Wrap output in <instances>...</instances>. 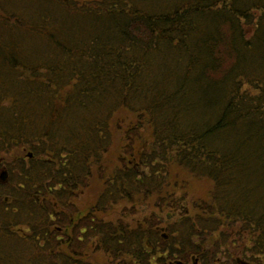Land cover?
Masks as SVG:
<instances>
[{
    "label": "trees",
    "instance_id": "1",
    "mask_svg": "<svg viewBox=\"0 0 264 264\" xmlns=\"http://www.w3.org/2000/svg\"><path fill=\"white\" fill-rule=\"evenodd\" d=\"M15 148L31 157L3 166L0 264H91L92 240L112 264H264V0H0V153ZM169 167L209 180L212 205L127 221L151 199L175 214ZM229 223L249 238L227 255L210 238Z\"/></svg>",
    "mask_w": 264,
    "mask_h": 264
},
{
    "label": "rangeland",
    "instance_id": "2",
    "mask_svg": "<svg viewBox=\"0 0 264 264\" xmlns=\"http://www.w3.org/2000/svg\"><path fill=\"white\" fill-rule=\"evenodd\" d=\"M120 141H122V137L119 134H115L113 140V148H111V151L113 150L115 153H110L108 156H105L106 158L104 157L105 160L107 161L106 165L108 168L114 166L111 164L115 163V159L117 156L116 152L120 146L119 143ZM21 160H24V163H26V161L28 160L25 150L23 152H20V150L15 148L13 150H10V152L2 151L0 153V174H3V170H4L3 166H5L4 164L9 162L8 167L10 168L12 166L20 167L19 162ZM169 168H170L168 171L169 177L167 179L168 188L166 187V190L168 189L169 191L170 189L169 192L174 191L173 195L175 197V201L177 204L179 203L176 207L175 214L172 212L173 213L172 215L171 211L169 212V210L165 208H158L156 205L159 201L156 202L155 199H151L146 204L144 203V205L141 204L137 206L136 207L137 213L135 214L133 213L130 218L126 219L127 221L129 222L131 221L135 223L138 220H140L139 222H142L145 218L153 215L157 219L161 220L162 218H164L166 220H171L173 222V221H178L180 219L179 213H183L187 211L189 212V214H193L195 210L192 209V207L194 206L199 207L205 205V207L208 209L212 205L210 199L212 183L209 180H207L206 178L191 176L184 170L180 169L179 167H169ZM94 175L90 179L88 187L81 194H79L75 200V205L79 211L88 212V211H92V209L94 210V204L101 192V183ZM1 180L2 181L5 180V176L3 177L0 175V181ZM181 198H183L184 200L181 201ZM200 203H202L203 205H201ZM125 207L129 208V205L125 204L114 207L113 210L109 211L108 218L115 223L117 218L121 217L122 210ZM195 212H198V210ZM22 228H24V226L18 228L19 234H21L22 231L25 230ZM242 228L243 227L238 223L225 224L223 227L220 228L219 231L213 234V236L210 238L211 241L210 240L209 241L210 242L213 241L215 242V244H218L221 251L220 253L222 254H224L225 252H227V255H229L228 253L230 254L236 253V250L234 248L237 246H231L232 243H234L235 241L238 242V245L248 243L247 241L249 237ZM161 233L165 234L163 230L161 231ZM222 235L224 238L228 239V243H230V245L221 244L222 239L220 237ZM163 239L167 240V238H163ZM83 247H84L83 252H84L85 261L91 264H110L106 259V257L104 256V253L97 251L96 249L97 245L95 240H92L91 243L89 244H85ZM240 248H243V246H241ZM220 257H222V255H220ZM243 257H244L243 255H241V257L238 256L236 260L246 261L247 264H250L248 259L246 258L244 259ZM230 263L236 264L235 262H230Z\"/></svg>",
    "mask_w": 264,
    "mask_h": 264
},
{
    "label": "flooded vegetation",
    "instance_id": "3",
    "mask_svg": "<svg viewBox=\"0 0 264 264\" xmlns=\"http://www.w3.org/2000/svg\"><path fill=\"white\" fill-rule=\"evenodd\" d=\"M225 263V262H224ZM228 264H233V263H230V262H227ZM236 264H241L239 261L236 262Z\"/></svg>",
    "mask_w": 264,
    "mask_h": 264
}]
</instances>
